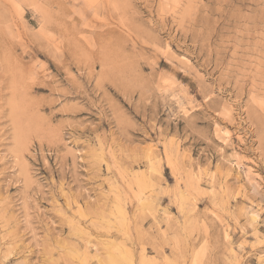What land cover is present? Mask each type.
I'll use <instances>...</instances> for the list:
<instances>
[{
  "label": "rangeland",
  "instance_id": "rangeland-1",
  "mask_svg": "<svg viewBox=\"0 0 264 264\" xmlns=\"http://www.w3.org/2000/svg\"><path fill=\"white\" fill-rule=\"evenodd\" d=\"M0 264H264V0H0Z\"/></svg>",
  "mask_w": 264,
  "mask_h": 264
}]
</instances>
